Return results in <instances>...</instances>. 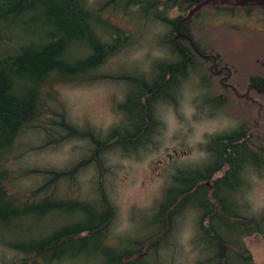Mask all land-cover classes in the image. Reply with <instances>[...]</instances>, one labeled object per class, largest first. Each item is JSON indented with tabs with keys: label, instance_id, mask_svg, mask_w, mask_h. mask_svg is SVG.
Instances as JSON below:
<instances>
[{
	"label": "trees",
	"instance_id": "16d2710c",
	"mask_svg": "<svg viewBox=\"0 0 264 264\" xmlns=\"http://www.w3.org/2000/svg\"><path fill=\"white\" fill-rule=\"evenodd\" d=\"M203 1L97 0L89 6L85 0H0V230L6 231L12 224L13 231L20 232L25 223L30 226L31 221L38 222L65 206L75 216L48 235L28 234L18 237L16 242L0 237L1 245L19 254L16 264L57 263L67 256V249L72 255L75 243L78 248L86 249L93 242V248L113 252L115 248L105 243L113 207L100 187V180H97L99 194L95 201L78 199L72 192L66 196L56 194L57 183L74 182L79 170L91 162L101 175L104 169L100 153L136 142L146 129L156 126L154 107L160 94L165 91L167 103L175 104L178 78H184L187 69L196 64L197 56L205 55L191 35L201 17L199 7H194ZM235 2L236 9L215 4L212 11L215 16L240 13L249 16L256 10L264 19L263 1ZM112 11L138 19L150 17L165 26L157 43L166 47L173 60L154 61L151 78L144 72L123 77L103 74L100 69L106 59L131 43L130 34L104 16ZM105 78L118 79L130 84V88L113 104L122 115L121 122L101 139L89 128L74 126L62 111L54 109L50 104V89L55 84ZM130 112L134 118L128 116ZM41 115H45L47 126L39 122ZM129 126L135 128L134 132H127ZM35 127L48 134L58 128L61 133L50 141L85 137L90 140L91 148L84 158L62 170L30 168L29 174L44 175V181L30 189L10 191L13 175L4 165L6 154L20 134ZM247 139L242 128L207 136L202 148L208 160L201 167L177 169L171 185L156 202L150 221L157 223L158 229L141 240H129V248L111 255L110 264H159L158 249L165 244L175 213L183 207L199 211L198 228L214 249L209 258L198 264H231L232 255L242 264H252L242 237L252 233L264 237V217L239 212L237 194L243 188L244 173L254 165L262 166L263 158L249 147ZM77 215L85 219L78 221ZM213 219L235 231V239L218 233Z\"/></svg>",
	"mask_w": 264,
	"mask_h": 264
},
{
	"label": "rangeland",
	"instance_id": "374dc122",
	"mask_svg": "<svg viewBox=\"0 0 264 264\" xmlns=\"http://www.w3.org/2000/svg\"><path fill=\"white\" fill-rule=\"evenodd\" d=\"M96 1L85 0L89 6ZM207 1L210 0L203 2ZM235 1L200 3L201 17L191 35L205 57L197 56L196 64L187 69L184 78H178L174 105L167 103L165 91L160 94L154 107L156 126L150 131L146 129L136 142L123 143L121 148L112 147L100 153L104 169L101 175L91 162L79 170L74 182L57 183L56 194L66 196L72 192L78 199L95 201L99 194L97 180H100V187L113 207L105 237V243L115 248L113 252L93 248V242L86 249L78 248L75 243L72 255L67 249V256L50 264H110L111 255L129 248V240H141L154 233L158 224L150 221L151 214L163 191L171 185L176 170L201 167L208 160L202 148L206 137L238 128L245 131L249 147L263 158L262 166L254 165L244 173L243 188L237 194L239 212L264 217V19L256 10L250 16L214 15L212 5L236 9ZM104 16L130 34L131 43L106 59L100 69L103 74L123 77L144 72L151 78L150 67L154 61L173 60L166 47L157 43L165 26L150 17L138 19L117 11ZM257 79L262 85H258ZM129 88L128 83L108 78L55 84L50 89V104L62 111L74 126L89 128L103 139L108 130L121 122L122 115L115 111L113 104ZM129 115L133 117L132 112ZM39 122L47 126L45 115L40 116ZM126 130L134 132L135 128L129 126ZM60 133L58 128L48 134L35 127L19 135L4 162L13 175L10 191L30 189L44 181V175L29 174L30 168L62 170L89 153L91 142L85 137L50 141ZM195 199L198 202L199 196ZM198 217L199 211L194 207H183L175 213L165 244L156 254L159 264H198L213 254L214 249L198 228ZM74 218L65 206L38 222L31 221L30 226L25 223L20 232L13 231L10 224L6 231L0 230V237L16 242L18 237L28 234L48 235ZM84 219L83 215H77L78 221ZM213 223L218 233L235 239L236 232L225 223L215 219ZM242 243L252 264H264V237L260 233L242 237ZM18 259L17 252L0 244V264H16ZM230 263L242 264L234 255Z\"/></svg>",
	"mask_w": 264,
	"mask_h": 264
},
{
	"label": "flooded vegetation",
	"instance_id": "af4514ba",
	"mask_svg": "<svg viewBox=\"0 0 264 264\" xmlns=\"http://www.w3.org/2000/svg\"><path fill=\"white\" fill-rule=\"evenodd\" d=\"M249 16H250V15H249ZM188 42H189V40H188ZM203 57H205V55H203ZM260 81H261V80H258V79H257V82H259L258 85H262V84H260V83H261ZM255 82H256V81H255ZM261 87H262V86H261ZM206 184L208 185V182H206Z\"/></svg>",
	"mask_w": 264,
	"mask_h": 264
},
{
	"label": "water",
	"instance_id": "95a60500",
	"mask_svg": "<svg viewBox=\"0 0 264 264\" xmlns=\"http://www.w3.org/2000/svg\"><path fill=\"white\" fill-rule=\"evenodd\" d=\"M260 1H263V2H264V0H260ZM203 3H205V2H202V4H203ZM199 5H200V4H198L197 6H195L194 9H196L197 7H199ZM194 9H193V10H194ZM193 10H192V11H193ZM192 11H191V12H192ZM191 12H190V13H191Z\"/></svg>",
	"mask_w": 264,
	"mask_h": 264
}]
</instances>
